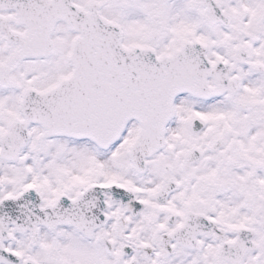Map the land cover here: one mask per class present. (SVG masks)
<instances>
[{
	"label": "snow or ice",
	"instance_id": "1",
	"mask_svg": "<svg viewBox=\"0 0 264 264\" xmlns=\"http://www.w3.org/2000/svg\"><path fill=\"white\" fill-rule=\"evenodd\" d=\"M0 264H264V0H0Z\"/></svg>",
	"mask_w": 264,
	"mask_h": 264
}]
</instances>
